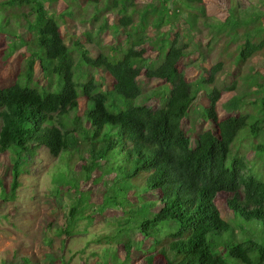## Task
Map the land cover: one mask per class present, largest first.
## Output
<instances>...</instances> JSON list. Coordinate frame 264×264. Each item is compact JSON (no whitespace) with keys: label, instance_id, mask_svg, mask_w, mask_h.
<instances>
[{"label":"trees","instance_id":"trees-1","mask_svg":"<svg viewBox=\"0 0 264 264\" xmlns=\"http://www.w3.org/2000/svg\"><path fill=\"white\" fill-rule=\"evenodd\" d=\"M58 1L0 0V157L11 177L8 185L0 177V201L14 199L22 164L31 166L41 150L53 158L71 150L86 161L81 180L102 192L97 217L111 209L125 216L107 222L114 229L103 240L115 247L101 264H153L157 252L164 264H264V179L232 147L248 128L255 156L264 155V0H225L221 19L206 13L204 0H70L57 11ZM71 18L86 24L84 42L61 34ZM108 30L116 45L95 38ZM222 35L236 64L255 62L250 88L233 75L239 68L224 69V54L210 57ZM147 47L156 52L152 59ZM14 55L23 70L4 76ZM183 61L200 63L193 82ZM233 91L242 93L226 100L228 116L219 118L220 97ZM201 92L206 101L197 112ZM246 107L256 109L255 119ZM197 122L206 127L195 131ZM107 165L115 171L106 184L94 181L93 172ZM74 203L63 208L56 235L90 225L88 210L78 212Z\"/></svg>","mask_w":264,"mask_h":264},{"label":"rangeland","instance_id":"rangeland-1","mask_svg":"<svg viewBox=\"0 0 264 264\" xmlns=\"http://www.w3.org/2000/svg\"><path fill=\"white\" fill-rule=\"evenodd\" d=\"M204 1L206 13L208 15L216 16L219 19L224 17L223 7L225 5V0ZM252 1L256 2L257 0H248L247 2L240 0V5L246 6L248 2ZM69 3L72 4L73 2H70V0H59L56 4L57 11L65 9L66 5ZM89 12H91V9H89ZM214 22L218 24V19L214 18ZM199 25L201 26V22ZM85 26L86 24H79L75 22L74 18H71L66 24L62 23L60 30L61 34L69 40V37H83V32H86ZM163 31H166V28ZM219 35L220 34L217 36ZM113 37L115 36H112L111 31L108 30L105 31L100 38H95L100 39L102 45L108 46L117 44L116 39ZM223 37L224 38L220 39L221 42L218 46H215L212 50L211 48L209 49L210 57L224 54V69L235 71L234 66L236 69L239 68L236 74L233 75H235L237 81L240 82V86L250 88L252 82L248 81L247 75L251 76L249 75L250 73L252 76L257 75L255 71L256 68L254 67L255 62L253 60H247L242 62L239 61L238 64H236V53L226 49L225 36ZM197 38H200V36H197ZM203 38V43H205L208 37ZM10 40V37L5 38L6 42ZM81 40L84 42L85 38L83 37ZM149 47H147L148 51L146 55L148 58L152 59L154 55H156V52H152ZM194 55L196 56L197 54L194 53ZM8 60L10 65L4 69V76H9L16 70H19V72L23 70L24 63L17 55L11 56ZM213 60L214 58H211V61ZM184 61L180 64V68L185 78L193 82L200 75L198 69L200 63H197V65H187L184 64ZM208 64H210L209 61H207V65ZM94 75L99 78L96 73H94ZM222 76L221 73L218 74L215 80V86L220 90L225 84L221 82ZM35 77H38L40 81L44 83L42 75L37 69L35 70ZM229 78H232V75ZM224 80L227 81L226 84L230 83V79L224 78ZM152 86L160 87L157 86L156 83H152ZM234 93L240 94L242 92H224L220 97L217 104L219 118L228 116V113L223 109V105ZM201 97H203L202 92L199 93L194 103L195 111L197 112L202 107L201 105L204 101H206L205 98L202 99ZM248 98V95L244 96L245 100H248ZM252 110L255 111V114H253V118L255 119L256 109L252 107ZM252 110L249 107L244 108V112H250V114L251 112L253 113ZM197 117L196 114V118ZM201 124H198V122L196 123L195 131L202 126L206 127V123L203 122ZM183 127L188 128V123L184 122ZM248 131V128L242 130L232 147L239 149L242 154L246 155L252 171L258 174L260 178L264 179V155L258 154L257 157L255 156L252 149L254 141L250 137ZM118 158L122 160L121 155L118 156ZM7 161V157H0V177L7 181L6 185H8L11 178L9 176L10 171L8 170L9 166ZM84 163H86V161H79L78 156L74 152H71V150L62 152L58 158H53L43 149L31 166L29 164V166L26 167L27 164H22V173L19 176L20 186L15 192L14 199L5 202L0 201V264L103 263L105 251L107 249H114L115 247V243H107L103 240L106 239V235L114 229V225L109 226L107 222L111 220L110 218L120 216V218L124 219L125 216L122 215L120 211H113L114 209H111L104 217L100 219L97 217L99 202H101V196L103 195L102 192L100 193L97 186H93L91 183H85L84 180H81V172L83 173L81 165ZM110 165L105 166V172H99L98 170L94 171L93 180L99 181L100 184L103 182L106 184L108 173H114L115 171L111 169ZM126 183V181H121L119 185L123 187ZM140 192H142L141 188ZM109 194H111V191H108V193L105 191L104 196H108ZM78 200L81 202L76 203ZM74 202L78 205V212L88 210L90 217H92L90 225L84 228L83 224L80 223L77 226V233L71 237L56 235L58 227L63 223V208L65 209L69 204L71 206ZM218 207L221 209V213L226 216V207L220 204H218ZM84 221L87 223L88 220ZM252 223L256 222L246 224L249 225ZM256 225L258 224H255V226ZM240 230V228H237V235ZM244 231L246 233L250 232V236L252 235L255 240L259 241L261 239V232L249 231L247 226H245ZM138 237L140 238L139 235ZM99 240L102 241L100 242ZM260 241H262V239ZM148 242L150 241L148 240L144 243L146 244ZM117 256L119 259L123 258L121 249L117 252ZM24 259H27L28 263H26ZM139 260L140 259L135 258L132 264H138ZM153 264H164V260L160 253L157 252L155 254Z\"/></svg>","mask_w":264,"mask_h":264}]
</instances>
